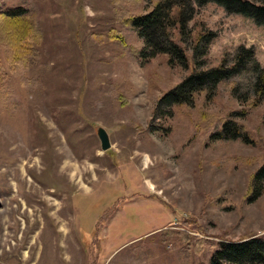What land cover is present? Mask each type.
Segmentation results:
<instances>
[{
    "label": "rangeland",
    "instance_id": "rangeland-1",
    "mask_svg": "<svg viewBox=\"0 0 264 264\" xmlns=\"http://www.w3.org/2000/svg\"><path fill=\"white\" fill-rule=\"evenodd\" d=\"M158 1L0 0V264H210L220 243L264 237V99L253 105L264 25L196 5L188 56L204 30L203 68L232 66L243 47L254 61L211 98L158 113L191 71L139 58L128 20ZM19 8L40 29V44H21L35 56L15 55L6 17ZM218 120L249 139H213Z\"/></svg>",
    "mask_w": 264,
    "mask_h": 264
},
{
    "label": "trees",
    "instance_id": "trees-1",
    "mask_svg": "<svg viewBox=\"0 0 264 264\" xmlns=\"http://www.w3.org/2000/svg\"><path fill=\"white\" fill-rule=\"evenodd\" d=\"M214 3L225 8L228 12L244 15L264 25V6H257L246 0H159L155 8L140 16L129 18V25L136 31L139 38L144 41V49L140 52L139 58L143 62L153 58L157 54L168 55V62L180 64L185 67L191 66V71L185 80L178 86L160 98L158 102V113L161 107L168 108L173 105L191 106L195 101V96L201 92H206L207 98H211L219 84L234 74L239 73L249 61H254L253 51L240 48L233 60L232 66L225 65L226 60L217 67L203 68L202 61L207 53L201 50L203 45L208 44L214 37L213 33L199 31L193 35V53L191 56L181 46L183 38L187 34L188 24L194 19L196 14L195 6H205ZM31 10V9H30ZM29 9L19 8L9 12L6 21L14 31V45L17 56L37 55L35 48L21 47L23 42L30 39L40 44V29L37 23L27 18L30 15ZM26 14V15H25ZM25 15L26 17H20ZM17 18L13 20V17ZM178 31V41H170L173 31ZM166 38L169 48H161V39ZM31 52V54H30ZM33 53V54H32ZM198 58H202L200 61ZM17 59V58H14ZM26 60V58H23ZM37 59V58H35ZM33 58L32 62L35 60ZM22 59H20L21 61ZM257 80L254 85V97L256 103L264 99V64H256ZM215 129L211 134L213 139L227 140L230 137L235 139H249L241 127L231 122V120L216 121ZM256 182L264 181V165L255 175ZM210 264H264V237H252L246 241L238 243H220L211 258Z\"/></svg>",
    "mask_w": 264,
    "mask_h": 264
},
{
    "label": "water",
    "instance_id": "water-1",
    "mask_svg": "<svg viewBox=\"0 0 264 264\" xmlns=\"http://www.w3.org/2000/svg\"><path fill=\"white\" fill-rule=\"evenodd\" d=\"M98 137L101 141V148L104 152L108 151L109 149H111V142H110V138L108 136V133L105 129L100 128L98 130Z\"/></svg>",
    "mask_w": 264,
    "mask_h": 264
}]
</instances>
